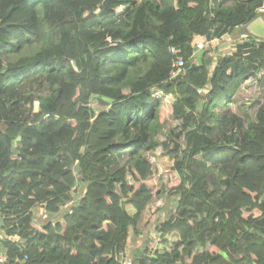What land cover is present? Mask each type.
<instances>
[{
  "label": "trees",
  "instance_id": "1",
  "mask_svg": "<svg viewBox=\"0 0 264 264\" xmlns=\"http://www.w3.org/2000/svg\"><path fill=\"white\" fill-rule=\"evenodd\" d=\"M263 6L0 0L1 264H119L130 229L166 193L150 157L159 147L174 161L177 205L137 263L264 264V100L248 122L232 108L247 81H264V39L249 35L213 65L192 47ZM173 48L186 61L178 77ZM36 84L49 95L29 92ZM164 105L179 124L160 141ZM39 206L52 217L41 229Z\"/></svg>",
  "mask_w": 264,
  "mask_h": 264
},
{
  "label": "rangeland",
  "instance_id": "2",
  "mask_svg": "<svg viewBox=\"0 0 264 264\" xmlns=\"http://www.w3.org/2000/svg\"><path fill=\"white\" fill-rule=\"evenodd\" d=\"M245 29H246V25L236 29L235 32L232 33L230 36L226 35L219 42L216 41L215 43L203 49L208 54L206 60L212 61L210 65H213V63L216 62L220 57L230 54L235 49V45L242 40L241 33ZM36 49H37L36 47H32L27 52L30 53L35 51ZM27 89L32 94L41 97H46L51 92V89L46 84L45 87L44 84L43 85L36 84L31 88L28 87ZM263 100H264V81L261 82L260 84L259 83L257 84L252 80L247 81L244 87L241 89V92L239 93L237 102L233 104L232 108L234 112H237L240 115H242L245 118L246 122H248L250 119H255L258 102ZM162 108L166 112V118L164 125L165 127L163 131L158 135V139L160 141L166 140L167 134L171 130L176 129L179 124V121L173 117L168 105H164ZM150 157L159 166L161 174H163L162 176H164L163 184L165 186L166 193L146 210L143 219L139 224V228L137 232L134 231L133 228L130 229V233L127 239L128 253L126 255L129 257L130 260L134 261V263L136 261L135 259L133 260L132 255L136 256L138 261L139 258H141V256L147 254L149 250H151L157 245V241H158L157 227L159 226L160 223L168 220V218L172 214H174L177 205L176 196L175 197L168 196V190H169L168 181H169V174L171 173V168L174 164L173 159L169 156L167 152H165V150L162 147L156 149V151L153 152L152 154L150 153ZM68 206H63V208H61V212L63 213V211ZM41 210H42V206L35 208V211L37 213L38 211ZM35 218L36 219L34 222V226L38 229H41L42 226L46 222H48V220H50L52 217L50 216V214H48L47 217H42V215L40 216L37 215L35 216ZM4 236H6V232L4 228L1 226V222H0V238ZM10 238L13 240H18L17 236H12Z\"/></svg>",
  "mask_w": 264,
  "mask_h": 264
},
{
  "label": "built area",
  "instance_id": "3",
  "mask_svg": "<svg viewBox=\"0 0 264 264\" xmlns=\"http://www.w3.org/2000/svg\"><path fill=\"white\" fill-rule=\"evenodd\" d=\"M259 13L260 14H263L264 13V6L259 10ZM247 37H249V35H245V34L242 35V39H245ZM223 38H215L213 41H209L204 36H195L193 38V41H192V47H193V50H194L193 55L197 54L199 51L205 49L206 47L210 46L211 44L215 43L216 41L219 42ZM172 52L174 54H177V56H178L179 50L173 48L172 49ZM185 64H186L185 59L182 56H178L173 61V64H172V66H173V75L172 76L178 77V76L182 75L184 73V71H185ZM72 203L73 202H69V203H67L64 206H68V205L70 206ZM69 206L66 209H68ZM33 214H34L33 215L34 216L33 224H34L35 219H36L35 216H37V215L38 216L42 215V217H47L48 216V213L45 210V207H43V206H42V210L41 211H38V213L34 209L33 210ZM117 258L119 260V264H133L132 263V260L129 259V257L125 254V252L120 253ZM6 260H7V254H5L4 252H2L0 250V264L3 263V262H5Z\"/></svg>",
  "mask_w": 264,
  "mask_h": 264
},
{
  "label": "water",
  "instance_id": "4",
  "mask_svg": "<svg viewBox=\"0 0 264 264\" xmlns=\"http://www.w3.org/2000/svg\"><path fill=\"white\" fill-rule=\"evenodd\" d=\"M246 31H254L257 37L264 39V15L260 14L255 20L247 24Z\"/></svg>",
  "mask_w": 264,
  "mask_h": 264
},
{
  "label": "crops",
  "instance_id": "5",
  "mask_svg": "<svg viewBox=\"0 0 264 264\" xmlns=\"http://www.w3.org/2000/svg\"><path fill=\"white\" fill-rule=\"evenodd\" d=\"M246 26H247V25H246ZM244 34H245V35H250V36H252V37H255V36L257 37V34H255L253 30H252V31H251V30H250V31L243 30V32L241 33V35H244ZM127 253H128V251H127V249H126L125 254H127ZM132 258H133V260L135 259V261H136L135 263H134V261H132V263H133V264H138V263H137V257L134 256V255H132Z\"/></svg>",
  "mask_w": 264,
  "mask_h": 264
}]
</instances>
